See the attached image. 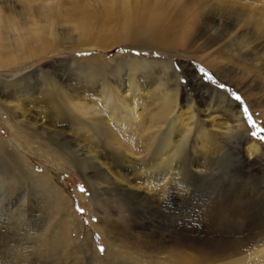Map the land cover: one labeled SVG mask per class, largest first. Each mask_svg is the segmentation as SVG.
Segmentation results:
<instances>
[{
  "label": "bare ground",
  "instance_id": "bare-ground-1",
  "mask_svg": "<svg viewBox=\"0 0 264 264\" xmlns=\"http://www.w3.org/2000/svg\"><path fill=\"white\" fill-rule=\"evenodd\" d=\"M123 1L126 5L131 0ZM133 1L147 2L148 0ZM196 1L201 0H168V3L170 7L177 10L176 18L182 20L189 15L190 7L193 6L191 3ZM244 1H216L215 6L220 8V13L224 12L226 15H214L217 13L208 12L203 24L211 15L213 18L218 17L217 20L233 18V21H237L234 26L240 29L242 21L244 23L247 21L250 27L255 28L254 35H257L258 40L246 42L243 53L233 51L231 48V42L237 38L222 44L216 50L220 58L236 65L243 73H249V71L263 73L264 56H259L257 48H264V13L256 12L254 9L257 6L250 5V8H245ZM262 1L253 0L252 4H261L262 7L264 0ZM246 6L249 7V5ZM2 7L6 11H13V1L4 0ZM6 19L10 21L9 16L4 15L0 7V67L8 64L5 62L6 59H3L2 53L10 43L4 40L5 35L1 30L2 23ZM137 22L139 29L143 31V19L139 18ZM172 24V20H165L162 12H159L155 19L147 23L148 31L145 33L149 39L161 40V36L156 32L169 30ZM203 26L192 30L189 26L186 30V26V31L184 30L181 35L182 41L198 42L203 39L202 46L206 49L213 48L222 41L221 34L203 33ZM37 33L41 34L39 31ZM35 36L39 35L35 34ZM36 50L31 48L30 55H35ZM97 78L96 85L92 87V90L93 88L98 90L95 97L92 94L86 95V89L83 91L82 88V91L78 90V93L74 92L67 96L55 81L41 84L43 89L40 90L43 96L36 97L37 94L31 96L34 103L41 104V106L36 105L37 109L32 111L35 115L31 114V110L26 115L27 107L25 109L20 104L12 103H15L18 107L16 108L21 111L19 117L16 115L17 119L21 123L31 125L32 129L34 127L35 131L40 133L43 138L42 144L47 149L44 150L53 160L62 158L63 152L56 150L44 140L51 136L66 138L62 133V122L71 117L74 120L81 119L82 124L78 130L87 134L89 143H77L76 149L72 147L74 146L72 142H69L71 144L66 151L69 155L76 156L74 157L85 170L89 180L92 194L90 202L100 215L98 229L107 238L104 255L100 253L92 240V233L88 231H84L83 243L73 245L75 244L74 233L76 232L77 235L83 233L84 225L69 211V197L65 195L63 186L56 183L55 177L51 175L39 177L40 175L30 173L28 177L32 182L39 183L37 187H40L42 193L40 194L39 190L35 191L33 195L36 199L31 201L32 184L16 189L15 186L13 191H10L13 193L10 195L12 198L10 197L8 204L6 203L8 208L5 203L3 207L8 218L0 229V264H29L26 261L17 262L24 259L26 249H21V244H18L21 237H16V229L25 231L26 228L23 225L29 223L34 227L31 228L33 231L29 230L27 237L31 238L35 235L42 239L38 245L40 251L48 250V248L49 250L63 248V251L71 257V250L80 248L86 259L84 262L77 259L74 264H264V212L257 209L256 214H249L247 211L252 207H258L257 204L261 199L258 196L262 193L260 189L264 186L263 178H260L259 182L245 179L235 188L224 185L222 199L218 198L210 205H205L204 196L197 195V192L201 193V186H198L201 180L213 179V184L221 183L219 177L222 171L216 170L218 175L215 180L213 175L216 171L213 166L220 163L231 152L220 142V138L229 137V142L235 147V144H239V136L245 137L247 129L242 122L241 111L236 107L237 104L228 99L226 105L218 102L207 105L199 116L194 99L186 97V104L178 103L180 94L185 97L178 81H172V84L162 82L157 85V90L152 89V92L145 95L150 101V106L157 104L159 109L155 111L156 113H149L150 121L143 125L145 131L142 132L140 125L144 113L138 114L139 107L135 106L137 92L134 90L132 94H129L122 89L108 88L104 78ZM130 80L133 81L132 78L129 82ZM59 96H63L64 100L61 101ZM221 101L225 102V98ZM62 102L66 106H63ZM65 108L68 110L64 112ZM101 112L106 115H102ZM124 112L130 115L126 117ZM225 113L227 114L225 121H219L218 118ZM39 118L42 120L41 123L34 126L39 122ZM164 124L166 125L163 126ZM101 142L104 147L98 148ZM16 148L21 149L14 145L12 137L4 139L0 135V156L18 158L17 155L20 153L15 151ZM80 150H82L81 153H79ZM50 151H54L56 155ZM249 151L250 153L259 152L260 156L264 155V152H260V145L255 142L249 145ZM26 153L23 151V154ZM21 163L24 166L27 164L20 158L19 167H14L22 173L24 167ZM244 164L249 166L247 161ZM199 167H202V179L197 178L200 176L196 171ZM88 168H94V172L98 171L103 176L90 173ZM7 180L0 177V193L2 194L12 183L10 180L5 182ZM177 189H182L183 194L180 198L175 194ZM227 197L231 198L230 203L226 202ZM263 197L264 195L262 205H264ZM21 201L28 211L23 209V205L19 206L22 204ZM2 204L0 201V207ZM199 207H201L200 213ZM261 215L263 216L259 220L257 217ZM51 257L53 256H50V259Z\"/></svg>",
  "mask_w": 264,
  "mask_h": 264
},
{
  "label": "rangeland",
  "instance_id": "rangeland-1",
  "mask_svg": "<svg viewBox=\"0 0 264 264\" xmlns=\"http://www.w3.org/2000/svg\"><path fill=\"white\" fill-rule=\"evenodd\" d=\"M3 1L0 0V7L3 14L9 16L11 22L6 19L2 23L5 28H1L5 35L4 40H8L10 43L8 44L9 46L5 43L8 47L5 45L6 50L2 51L3 59H6L5 62L8 64L0 67V135L4 139L12 137L14 145L21 149H15V151L20 153H17L18 158L0 156V177L8 179L5 182L9 180L12 182L6 187L3 194L0 193V201L3 203L0 207V229L5 225V220L8 218L3 207L6 206L8 208L7 204L9 199L12 198L10 195L13 193L10 191L15 186L16 189L20 186L32 184L30 200L34 201L36 199V196L33 195L35 191L38 192L39 190L40 194L42 191L40 187H37L39 183L32 182L28 175L33 173L36 176L45 177L44 175L47 174L55 177V182L63 186L65 195L69 197V211L84 225L83 233H80V235H77L76 232L74 233L75 244L73 245L83 243L85 239L84 231H88L92 233V240L97 248H104V252L100 253L104 255L106 251L107 238L98 229L100 215L94 210L90 202L92 194L86 172L77 162L76 156L69 155L66 151L68 145L71 144L69 142H72L74 145L72 147H76V149L78 144L89 143L87 134L78 130V127L82 124L81 119L76 118L74 120L71 117L62 122L65 124H61V127H63L62 133L66 138L51 136L52 138L44 140L56 150H62L63 157L58 160L51 159V156L46 153L45 150L47 149L42 144L43 138L40 133L37 130L35 131L34 127L32 129L31 125L21 123L17 119L19 112H21L17 109L18 104L25 109L27 107L26 115H28L29 110L31 112L36 110L38 107L36 105L41 106L38 102L34 103V99L31 96L37 94L36 97H42L40 89H43V85L41 84H46V82L50 81L57 82L58 87H62L67 96L74 94V92L78 93V90L84 91L86 89V95L92 94L95 97L98 94V90H94V88L92 90V87L96 85L97 77L104 78L108 88L122 89L123 92H128L129 94H132L135 90L137 92V97H135L137 104L135 106L139 107L138 114L144 113L141 119L142 124L140 125V131L142 132L145 131V124L150 121V114L156 113L159 109L157 104H153L151 107L150 101L146 96L155 88L157 90V85L162 82L172 84V81H178L180 87H182V92L184 91L183 93L185 94V97L180 94L178 103L186 104V97L187 99L189 97L194 99L197 105L195 109L199 116L207 105L210 106L217 102L226 105L228 99H231L241 111L242 122L246 126L245 129H247L245 137L241 138L239 136L240 145L235 144V147L229 142V137L220 138V142L225 147L227 146L226 148L231 152L222 160L223 162L220 161V163H216L213 166L215 171H222L219 182H221V185L223 183V185L213 184V179L201 180L198 184V186H201V193L197 192V195L204 196L205 205H210L212 202H216L218 198L222 199V187L224 185H228L229 188H235L245 179L246 181L255 182L261 181L262 178V181L264 180V155L260 156L259 152L250 153L249 151V145L255 142L260 145V152H264V71L263 73L250 71L249 73H243L236 65L223 60L222 57L220 58L216 50L222 44L229 43L231 39L237 38L231 42V48H233V51L243 53L246 42L258 40V38L257 35H254L255 28L250 27L246 23L247 21L245 23L242 21V26H239L241 27L240 29L237 28L238 26H234L237 21H233V18L217 20L218 17L214 16L213 18L211 15L203 24L208 12L217 13L214 15H226L224 12L220 13V8L215 6L217 4L216 1L219 2V0H201L199 1L200 4L197 1L192 2L193 6L190 4L189 15L182 20L176 18V15H178L177 10L170 7L168 0H148L147 2L131 0L126 5L123 0H10L13 1V11H6L2 7ZM156 2L160 4L157 5L155 4ZM244 2L249 5L248 7L244 4L245 8H250V5L257 6L254 10L264 13L263 5L262 8L261 4H252L253 0H245ZM260 2L263 1L260 0ZM259 8L262 11H258ZM159 12H162L165 20H172L173 24L169 30L156 32L161 36V40L149 39L145 33L148 31L146 25L152 19H155ZM230 14L233 15V13ZM139 18L143 19L144 27L142 28L145 31L139 29V23L137 22ZM12 22L16 24L13 25ZM201 25H204L203 33L221 34L222 41L218 42L219 44L213 48L210 47V49L203 48V42H201L203 39L198 42L182 41L181 35L184 33L186 26V30H188V26L192 30L200 28ZM35 28L41 34L37 33L38 31ZM244 28L248 30H244ZM32 34H34L33 37L35 34L39 36H35L33 39ZM22 36L27 37L24 38ZM30 36L31 38H28ZM12 42L15 44L14 46ZM31 48L37 49L35 55H30ZM257 50L259 56H264V48L261 49L260 47ZM9 59L12 60L10 61ZM201 68L214 78L215 83L205 78L200 71ZM131 78L134 82L132 80L129 82ZM165 80L166 82H164ZM134 83L137 84L135 85ZM220 85H225L226 87L221 88ZM162 87L161 89H163ZM236 95L240 96L241 100H237L235 98ZM224 98L225 102L221 101ZM59 99L62 101L64 97L59 96ZM12 102L17 103V105ZM62 103L63 106H66L64 102ZM49 105L50 103L48 102ZM245 107L248 109L247 113L244 111ZM66 110L68 109L65 108L64 112ZM34 113L32 112L31 114L35 115ZM128 113L130 112L128 111ZM130 114L124 112L126 117ZM102 115L106 114L102 113ZM226 115V113L225 115L222 114L218 118L219 121H225ZM249 116L251 119H249ZM131 117L135 123L133 116ZM38 120L39 122L34 126L41 123L42 120L40 118ZM253 122H255V127ZM237 132V129H235V133L238 135L239 133ZM253 133H256V135H253ZM94 143L96 145V142ZM104 143L106 144V142ZM102 147H104L103 142L99 144L98 148ZM23 151L27 153L23 154ZM50 152L56 155L54 151ZM8 158L11 159L8 160ZM20 158L27 163L26 166L21 163L26 174L16 170V167H19ZM10 160H13L12 163ZM199 161L201 162V159ZM246 161L249 162V166L244 164ZM240 162L241 164H239ZM93 169L88 168L89 172L91 171L90 173H98V171L94 172ZM201 169L202 167L196 169L200 175L197 176L198 179H202L201 175L203 172ZM100 175L103 176L102 173ZM217 175L218 172L216 171L213 175L215 180ZM81 188L84 190L82 191ZM181 190L177 189L175 191L179 198L183 194ZM260 192L262 193L258 196L259 198L261 197V199L258 198V207L255 206L248 209L249 214H256L257 209L264 212V205H262L264 186L260 189ZM225 199L227 200L226 202L230 203L231 198L227 197ZM4 203L7 204L5 205ZM22 205L23 203L19 206ZM23 209L28 211V208L24 205ZM46 211L50 212L51 210ZM200 212L201 207H199ZM262 216L257 218L260 220ZM23 227L26 228L25 231L16 229V237H21L18 244H21V249L26 250L23 255L24 259L17 260V262L26 261L29 264H74L77 259L85 261L86 257L82 255L80 248L75 249V251L72 249L71 257L63 251V248L57 250L51 248L49 250L48 248V250L40 251L38 245L42 239L35 237V235L31 238L27 237L29 230L33 231L31 228L34 225L29 223L28 225H23ZM123 227L125 228L124 225ZM35 228L37 229V227ZM44 251L45 254H43ZM50 256L53 257L50 259Z\"/></svg>",
  "mask_w": 264,
  "mask_h": 264
},
{
  "label": "snow or ice",
  "instance_id": "snow-or-ice-1",
  "mask_svg": "<svg viewBox=\"0 0 264 264\" xmlns=\"http://www.w3.org/2000/svg\"><path fill=\"white\" fill-rule=\"evenodd\" d=\"M200 71L204 74V76H205L206 79L211 80V81H213V82L215 83L214 78H213L209 73H207L203 68H201ZM220 87H221V88H225L226 86H225V85H220ZM235 98H236L237 100H241V97L238 96V95H236ZM244 111H245V113L248 112L247 107L244 108ZM249 119H251L250 116H249ZM253 126H254V127L256 126V125H255V122H253ZM253 135H256V133H253ZM81 190L83 191L84 189L81 188ZM81 211H82V210H81ZM99 251H100L101 253H103V252H104V248L101 247V248L99 249Z\"/></svg>",
  "mask_w": 264,
  "mask_h": 264
}]
</instances>
